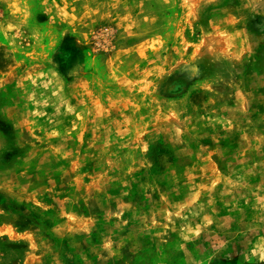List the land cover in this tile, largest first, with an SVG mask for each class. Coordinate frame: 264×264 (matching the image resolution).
Instances as JSON below:
<instances>
[{"label": "rangeland", "instance_id": "1", "mask_svg": "<svg viewBox=\"0 0 264 264\" xmlns=\"http://www.w3.org/2000/svg\"><path fill=\"white\" fill-rule=\"evenodd\" d=\"M0 264H264V0H0Z\"/></svg>", "mask_w": 264, "mask_h": 264}]
</instances>
